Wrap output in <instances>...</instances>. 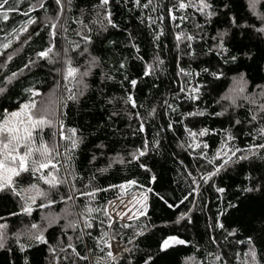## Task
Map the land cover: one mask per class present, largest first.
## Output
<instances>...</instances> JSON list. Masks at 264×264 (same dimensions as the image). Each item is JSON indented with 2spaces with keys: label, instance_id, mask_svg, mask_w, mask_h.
<instances>
[{
  "label": "trees",
  "instance_id": "trees-1",
  "mask_svg": "<svg viewBox=\"0 0 264 264\" xmlns=\"http://www.w3.org/2000/svg\"><path fill=\"white\" fill-rule=\"evenodd\" d=\"M205 2L9 0L0 9L12 8L0 41L35 21L0 49V123L35 101L34 91L57 87L62 49L64 64L88 72L72 89L63 77L59 119L47 115L51 125L34 134V148L41 136L54 147L62 186L40 169L0 191V264H243L249 247L264 264V100L225 99L238 76L250 95L264 86V0L258 15L249 0ZM125 183L149 190L148 206L113 221L106 207ZM44 204L70 205L82 224L51 221L36 231ZM111 237L127 246L114 258Z\"/></svg>",
  "mask_w": 264,
  "mask_h": 264
},
{
  "label": "rangeland",
  "instance_id": "rangeland-1",
  "mask_svg": "<svg viewBox=\"0 0 264 264\" xmlns=\"http://www.w3.org/2000/svg\"><path fill=\"white\" fill-rule=\"evenodd\" d=\"M259 1L260 0H254L255 7L253 8V6H252L253 0H249L251 9L255 14H257L256 5ZM25 27L27 28V31H24ZM263 29H264V25H263ZM29 30H30V23H25L21 28H19L15 32L9 34L8 36H6L5 38H3L0 41V49L5 48V45L9 46L11 43L22 39L29 32ZM63 51L64 50L62 49V51L60 53V59H59L60 69H59V73H58L59 81H58L57 87L49 95H46L43 97H41V95H38V96L36 95L35 96V108L34 109H23L22 108V109L16 111V112L20 113V115L18 117H11L10 115L7 117V119H9V121L11 122V126L20 128V134L23 133L24 126L27 123V115L26 114L29 111L33 114V116L35 118H38L39 115H41V114H43L45 117H47V115L52 117L57 112L58 113L57 117L59 119L60 103H61V91H62V86H63V82H62L63 77L67 74V69L69 67L76 68L73 66V64L71 62H68V65L64 64L65 58L63 55ZM56 54L58 55V53H56ZM86 63H87V67H88V65L92 62L90 59H87ZM84 72H86V71L78 69V72L75 76V79H73V78L67 79L70 89H72L74 86H76V84H75L76 82H80V80L82 79L80 74H82ZM246 88H247V82L243 78V76L241 75V76L236 77L233 80V82H232V84H231V86L227 92V95H225V99L228 100L229 104L232 106H236V105L240 104V102H248L252 106L253 105L255 106L257 104H261L262 101L264 100V86L260 87L257 91L258 93L255 95L248 94L246 92ZM34 93H36V91H34ZM21 122H24V123H21ZM57 128L59 131V128H60L59 120H57ZM57 136H59V133L57 134ZM57 145L59 146L58 137H57ZM48 148L54 150V147L52 148V146L48 147ZM233 153L236 154V152H232L227 156L226 159L228 160L229 157L230 158L234 157L235 154L233 155ZM0 159H4L3 153L0 154ZM43 162L49 163V167L48 168H42V170H44L46 172V174H48L50 179H53V178L56 179V181H57L56 186H62L63 181H62V178L60 176V172L58 170V165L54 159V152L52 151L50 153V159L44 160ZM52 165H55V167H52ZM7 168H17V170H18L17 164L12 163L8 160H5V170H0V172H2V175L4 177L11 175L10 172L6 171ZM134 190H135V188H133V184L125 183L124 185L121 186L120 196L117 199L109 202V204L107 205L106 208H107V212L109 213V215L111 216L113 221H117V220L119 221L120 220V221L127 222L129 220H133V219L138 218L139 216L143 215L141 213H145L147 206H148V197L149 196L146 192H142L141 190L134 192ZM36 194H37L36 191H33V195H34L35 200H36ZM33 195H32L31 191L28 192V196H33ZM50 206L51 205H49V204H44V205L39 206L40 208L41 207H44V208L49 207V210L46 209V211L44 212V220L41 223V225L37 228L36 231L40 230L42 227H44L45 225H47L51 221L57 222V221L63 220L64 222H70V223L72 221H77L79 223L82 222L81 218H80V213L76 210V212L74 214V211L72 210L70 205H68V204L65 205L64 209L60 212H55L52 209V207L50 208ZM70 223H68V224H70ZM252 251H254V249L252 247H249L244 252V255L241 258V260L243 261V264H260L259 260L256 258V254H255L254 259L251 255H249V253H251ZM50 264H53V262H50Z\"/></svg>",
  "mask_w": 264,
  "mask_h": 264
},
{
  "label": "snow or ice",
  "instance_id": "snow-or-ice-1",
  "mask_svg": "<svg viewBox=\"0 0 264 264\" xmlns=\"http://www.w3.org/2000/svg\"><path fill=\"white\" fill-rule=\"evenodd\" d=\"M60 0H57V3H59ZM103 4H108L109 0H102ZM9 4V0H0V9H4L5 5ZM201 4L203 5V8H208L210 7L205 0H201ZM187 5H185L184 3H180L179 7L180 8H184ZM253 8L255 7V2L253 0V4H252ZM145 7H147V5H145ZM12 10L11 6H9V9L6 11H3L2 14H0V19L3 20H7L8 19V11ZM203 10V9H201ZM211 14V13H209ZM35 21H30V23H34ZM24 31H27V28H24ZM260 31L264 32V29H260ZM5 47H8V45H5ZM52 52V49L49 48L46 52H41L39 55L42 58H47L49 56V53ZM51 62V61H50ZM78 72V69L76 68H72L69 67L67 69V74L65 76V79L68 78H73L75 79V76ZM81 77L88 75V72H84L82 74H80ZM132 85L135 86L136 81L133 80L131 81ZM38 93H33V95H37ZM69 99H76L75 95L69 96ZM129 99L131 100V97H129ZM134 103V102H133ZM35 108V101H32L30 104H25L23 106V109H34ZM202 114V113H201ZM11 117H18L20 115L19 112H12L9 114ZM27 123L24 126L23 129V134H20V128L18 127H14L11 126V122L9 121V119H5L2 123H0V153H3L4 159H0V170H5V160H8L12 163L17 164L18 169L17 168H7L6 171L10 172L11 175L4 177L2 175V172H0V191H3L5 189L8 190H13L14 189V185L12 183V178L13 176H19L21 172H39L40 169L42 168H48L49 167V163H45L43 162L44 160L50 159V153L53 151V149L48 148V146L46 144H44L43 140H42V136L40 137L41 139V147L39 148H34L33 145L35 144V141L37 139V135L38 134H42L43 129L47 126L51 125V121L48 120L43 114L39 115L38 118H35L33 116V114L29 111L27 112ZM24 123V122H21ZM73 134L75 133V130L73 129ZM264 131V130H262ZM207 130H202L199 134L201 136L206 135ZM37 134V135H34ZM192 135H195V133H193ZM229 139H231L232 137L229 136ZM11 145V147H9ZM72 146L75 147L76 146V141L73 140L72 142ZM206 146V145H205ZM20 147L24 148L23 153L21 154L19 152ZM197 147H199V145H197ZM258 147L260 148H264V145H259ZM237 151H239L237 149ZM13 153H16V155H13ZM38 153L40 159H35L34 154ZM57 155H59V153H56ZM235 153H233L234 155ZM140 155H144L143 152L140 153ZM31 159V167L29 166V160ZM239 159H246V157H240ZM230 160V157L228 160L224 161V164H227ZM224 164H221L220 167L222 168L224 166ZM52 167H55V165H52ZM217 171H219V168L217 169ZM212 175H215V173H212ZM210 178V177H208ZM46 183L50 184L51 186L55 187L57 181L55 178L53 179H46L45 180ZM33 187H35V185H33ZM252 189H249V191H251ZM220 191H223L222 189ZM38 195H45V193L38 191ZM146 198V197H145ZM26 211H30V209H26ZM91 211V209H90ZM141 214H145V213H141ZM89 227H91V225H88ZM0 239H2V234H0ZM37 240L43 241V237L42 236H38L36 237ZM171 242L174 243H179V244H183L185 243L182 240H179L175 237L170 238ZM170 240H165L163 242V246L165 248H167L169 246ZM2 243H0V247H2ZM110 246V245H109ZM249 255H251L254 259L255 257V252L252 251L251 253H249ZM108 256L111 257L112 253L109 252Z\"/></svg>",
  "mask_w": 264,
  "mask_h": 264
},
{
  "label": "built area",
  "instance_id": "built-area-1",
  "mask_svg": "<svg viewBox=\"0 0 264 264\" xmlns=\"http://www.w3.org/2000/svg\"><path fill=\"white\" fill-rule=\"evenodd\" d=\"M138 190H141L142 192H146L148 194V196H149V190H147V189H135L134 192L138 191ZM109 244H110L111 253H112L111 258H114V257L118 256L126 248V244L123 241L117 240V239H114V238H111L109 240Z\"/></svg>",
  "mask_w": 264,
  "mask_h": 264
}]
</instances>
